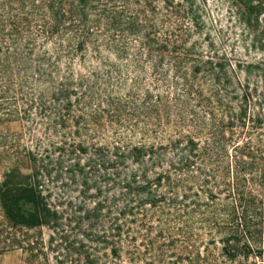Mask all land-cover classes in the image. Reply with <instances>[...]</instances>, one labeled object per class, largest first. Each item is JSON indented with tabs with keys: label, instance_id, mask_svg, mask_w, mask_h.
Wrapping results in <instances>:
<instances>
[{
	"label": "trees",
	"instance_id": "16d2710c",
	"mask_svg": "<svg viewBox=\"0 0 264 264\" xmlns=\"http://www.w3.org/2000/svg\"><path fill=\"white\" fill-rule=\"evenodd\" d=\"M228 1L256 33L264 0ZM207 3L0 0L3 251L264 264V67L222 49Z\"/></svg>",
	"mask_w": 264,
	"mask_h": 264
},
{
	"label": "rangeland",
	"instance_id": "374dc122",
	"mask_svg": "<svg viewBox=\"0 0 264 264\" xmlns=\"http://www.w3.org/2000/svg\"><path fill=\"white\" fill-rule=\"evenodd\" d=\"M207 21L215 31L220 33L219 43L222 49L229 54L232 53L236 61L243 63V66L252 65L254 67H264V21L261 23L260 28L256 33L250 32L243 28L232 12L231 5L228 0H208L207 3ZM253 72L257 71V68L252 69ZM256 74V73H254ZM240 79L244 82L246 75L241 72L239 74ZM255 76V75H254ZM258 86V100L257 107L255 106L253 111L262 115L264 118V83L258 81L257 77L251 81ZM252 111V113H253ZM9 135L19 134L21 128L17 124H11L7 127H2ZM4 222L2 214L0 212V223ZM1 228V227H0ZM23 231L22 233H16L17 238H22L23 234H26L31 240L35 241L40 239L41 235L38 231ZM13 231L9 228L5 229V235L10 240L13 237ZM50 232L43 230V237L45 241L48 240ZM0 238V264H25V255L21 251L5 252L3 249L6 245H9L6 236Z\"/></svg>",
	"mask_w": 264,
	"mask_h": 264
}]
</instances>
